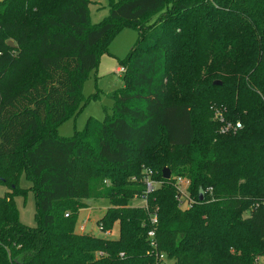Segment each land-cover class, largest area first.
Segmentation results:
<instances>
[{
  "label": "trees",
  "instance_id": "trees-1",
  "mask_svg": "<svg viewBox=\"0 0 264 264\" xmlns=\"http://www.w3.org/2000/svg\"><path fill=\"white\" fill-rule=\"evenodd\" d=\"M89 3L0 0V264H155L153 215L157 251L174 264H264V0H111L95 25ZM120 27L139 39L111 114L58 137ZM204 98L216 122L198 123ZM227 123L241 127L221 132ZM147 170L159 183L148 194ZM23 174L35 227L18 219ZM178 177L191 208L179 207ZM143 196L146 207L131 205ZM103 199L97 223H117L118 238L76 233L78 212Z\"/></svg>",
  "mask_w": 264,
  "mask_h": 264
},
{
  "label": "rangeland",
  "instance_id": "rangeland-1",
  "mask_svg": "<svg viewBox=\"0 0 264 264\" xmlns=\"http://www.w3.org/2000/svg\"><path fill=\"white\" fill-rule=\"evenodd\" d=\"M117 2L119 0H112ZM89 15L91 25L102 22L109 13V5L111 0H89ZM157 15L149 20V24L154 22ZM139 33L129 27H120L111 32L107 39L106 52L99 55L97 67L91 71L82 87V97L87 103L82 105L80 113L73 119H68L57 127V136L61 138L72 137L75 133H80L88 120L91 122H103L106 115L111 114L113 100L110 97L111 93L122 88V74L117 72L121 66L120 61L126 59L130 51L137 44ZM195 100V99H194ZM196 101V100H195ZM200 111L195 113L199 124L205 122V119H210L216 122L221 118L219 111L214 108H205V98L200 102ZM204 119L203 122L199 121ZM163 154L173 158H181L184 155L182 151L165 150ZM149 159L150 156H147ZM144 158V156H143ZM135 159V157H134ZM176 182V181H175ZM31 182L23 174L20 178V187L27 190L24 197L18 196L15 198L16 208L18 210L19 221L29 227L37 225L35 219L36 200L34 193L31 191ZM177 185V182L175 183ZM6 190L0 188V196ZM90 205L78 212V217L75 226L76 233H87L95 237L114 240L119 236L118 224L116 223L109 235L102 231L98 225V220L104 215L107 208L110 207L108 200H98L89 202ZM133 207L145 206L143 199H134L131 202ZM249 211H246L244 216H248ZM85 229H80L81 226ZM167 264H174L173 261H168Z\"/></svg>",
  "mask_w": 264,
  "mask_h": 264
},
{
  "label": "built area",
  "instance_id": "built-area-1",
  "mask_svg": "<svg viewBox=\"0 0 264 264\" xmlns=\"http://www.w3.org/2000/svg\"><path fill=\"white\" fill-rule=\"evenodd\" d=\"M117 72L120 74H123L125 72V69L123 67H120L117 70ZM240 127L241 126L239 123H236V124L227 123L221 129V132H223V133H227L230 131L235 132L236 130L240 129ZM151 173L152 172L150 170L146 171V178H145V184H146V192L145 193L146 194L152 192L159 185V183L154 182L153 180L150 179ZM176 182H177L176 187L180 193L176 197L177 202L179 204V207L182 209L191 208L192 205L194 204V201L192 200V198L187 193V187L189 185V181L185 178L178 177V178H176ZM140 199H143L145 201V206H143V207H146V198L143 196ZM263 206H264V202H263ZM65 216L67 217L68 215L65 214ZM157 223H158L157 217H156V215H153L150 218L151 228L147 231V239H148V243H149V247L151 248V251L153 252V254H155V264H167V262L169 260L166 257V255L164 253H160L157 251V243L155 240V230H156ZM81 229H84V227L81 226ZM105 233L107 235H109L110 231H106ZM121 256H122V254H121Z\"/></svg>",
  "mask_w": 264,
  "mask_h": 264
},
{
  "label": "water",
  "instance_id": "water-1",
  "mask_svg": "<svg viewBox=\"0 0 264 264\" xmlns=\"http://www.w3.org/2000/svg\"><path fill=\"white\" fill-rule=\"evenodd\" d=\"M12 42L11 41H9L8 42V45H10V46H12ZM214 85H221V83L220 82H214L213 83ZM162 177H163V179H165V180H169L170 179V177H171V172H170V170L168 169V168H164L163 170H162ZM200 200H202V197L200 198ZM88 205H90V203L88 202L87 203Z\"/></svg>",
  "mask_w": 264,
  "mask_h": 264
},
{
  "label": "crops",
  "instance_id": "crops-1",
  "mask_svg": "<svg viewBox=\"0 0 264 264\" xmlns=\"http://www.w3.org/2000/svg\"><path fill=\"white\" fill-rule=\"evenodd\" d=\"M118 70V69H117ZM81 211V210H80ZM83 227H84V229H85V226L83 225ZM80 229H81V227H80ZM110 232H111V230H110ZM85 233V232H84Z\"/></svg>",
  "mask_w": 264,
  "mask_h": 264
}]
</instances>
